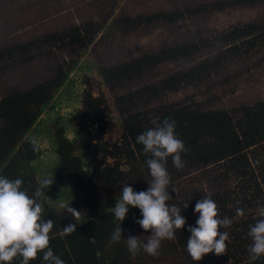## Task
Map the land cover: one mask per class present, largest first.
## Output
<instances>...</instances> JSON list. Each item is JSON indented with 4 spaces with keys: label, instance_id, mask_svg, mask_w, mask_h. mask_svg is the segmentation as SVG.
I'll return each mask as SVG.
<instances>
[{
    "label": "rangeland",
    "instance_id": "1",
    "mask_svg": "<svg viewBox=\"0 0 264 264\" xmlns=\"http://www.w3.org/2000/svg\"><path fill=\"white\" fill-rule=\"evenodd\" d=\"M76 28L93 38L87 54L80 58L81 64L90 68L70 74L75 83L72 91L70 86L26 135L42 150V156L30 163L39 180L49 177L59 163L52 122L57 115L75 120L83 115L82 93L86 91L107 115L102 123L104 139L111 147L122 143L121 124L131 115L136 116L134 122L137 120L141 128L148 129L152 127L151 117L162 121L161 117L179 109L196 116L226 111L230 130L240 134L239 126L245 125V129L250 124L245 116L247 107L264 104V0H0V47L25 46L23 52L0 63V99L10 88H31L54 78L66 63L72 64L78 57V49L71 42ZM51 36L57 40L54 44L36 42ZM186 45L193 50L186 57L162 55ZM151 56L162 60L144 70L140 79L106 85L99 74L103 67L129 65ZM191 69L194 74L186 75L179 86H165L168 82L171 85L173 76ZM67 130L70 136L72 128ZM220 135L215 132L213 139L206 136L200 144L219 147ZM243 152L239 159L237 154L232 160L229 156L217 162L206 159L205 164L192 168L185 160L180 170L168 165L173 197L168 203L182 209L187 224L177 231L175 240L165 243L177 244L180 255H188V227L196 226L198 219L195 204L207 195L218 204L222 217L232 219V225L222 229L230 236L228 252L206 255L201 264L245 261L251 243L249 225L260 218L256 210L264 206V182L253 177L254 168L244 163ZM69 195L70 187L65 185L48 202L59 212V204H67ZM116 203L113 198L102 203L101 209L107 211ZM185 203L187 209H183ZM237 208L244 210V216L236 214ZM129 235L146 240L151 233L137 224L125 240Z\"/></svg>",
    "mask_w": 264,
    "mask_h": 264
},
{
    "label": "trees",
    "instance_id": "2",
    "mask_svg": "<svg viewBox=\"0 0 264 264\" xmlns=\"http://www.w3.org/2000/svg\"><path fill=\"white\" fill-rule=\"evenodd\" d=\"M98 29L99 26L95 31ZM55 40V36H51L36 42L42 45L54 44L57 41ZM92 40L93 38L86 37L83 31L76 28L71 42L78 49L79 59L77 57L72 64L66 63L62 66L54 78L31 88H10L0 99V175L9 179L21 178L24 182L22 190L28 191L30 195L34 193L40 181L30 168V163L42 156V150L38 145L34 146L26 135L40 122L41 116L47 110L54 108L56 101L63 97V93L70 86L72 91L75 83L70 74L76 69L89 70L90 65H82L80 58L87 54ZM24 49L25 46L20 45L0 47V63L11 59L14 54H19ZM191 51L193 50L187 45L177 46L162 55L164 58L186 57ZM161 60V57H145L129 65L103 67L98 71L106 85H120L126 80L140 79L144 70L154 68ZM9 66L10 64L7 68ZM192 74L194 69L186 74L173 76L171 85L168 82L165 86L174 89L182 80H186V75ZM57 93L58 97L55 95ZM68 97L70 98V94ZM82 103L85 106L84 116L81 115L75 120L76 117L65 119L57 115L51 125L55 137L54 150L59 163L49 176L53 178L54 184L46 190L47 195L50 197L61 187L69 185L71 197L67 204L72 203L73 208L83 213L82 218L75 221L65 209L60 208L59 212H55L50 202L45 203L44 219L54 221L51 233L54 239L50 244L54 253L62 258L65 264H196L186 253L184 256L180 255L177 244L165 241L158 256L154 257L141 251L133 259L127 249L125 236L137 225L136 221L142 218L138 208H130L121 225L124 238L122 237L119 243L109 242L114 227L119 222L115 221L111 213L101 209L102 203L121 194V182L130 184L136 191H146L149 188L148 180L151 177L146 161L151 157L146 155L143 146L136 142L138 135L147 129L135 123L136 116L131 115L121 124L122 143L111 147L104 139L102 120L107 115L100 108L98 100L86 91L82 93ZM263 108V103L247 107L245 116L250 124L245 129V125L239 126L242 131L240 134H237V130H230L231 119L226 111H210L198 113L196 116L187 109H179L161 119L170 118L176 122L179 138L190 149L182 154V159L188 161L190 168L206 163V159L217 162L229 156V160H232L236 158V154L239 159L238 154L245 150L242 159L245 164L254 168L251 173L261 183L264 182ZM95 124H100V127L94 128ZM69 127L72 128L70 136L67 130ZM214 131L221 133L219 147L213 143L202 147L200 143L205 141L206 136L214 138ZM215 149L217 151H214ZM109 159L113 162L108 163ZM122 164L127 166L126 169H122ZM170 164H173L171 158L168 161V165ZM260 183L257 185L260 186ZM73 223L77 224V230L71 235L61 236L63 227ZM247 260L248 256L239 264H246ZM13 264H20V260H15ZM31 264L47 262L43 261L41 254L40 258ZM254 264H264V257Z\"/></svg>",
    "mask_w": 264,
    "mask_h": 264
},
{
    "label": "clouds",
    "instance_id": "3",
    "mask_svg": "<svg viewBox=\"0 0 264 264\" xmlns=\"http://www.w3.org/2000/svg\"><path fill=\"white\" fill-rule=\"evenodd\" d=\"M152 127L143 131L136 138V142L143 146V151L151 158L146 164L151 177L146 191H136L130 184L122 183V192L116 198L114 208L107 209L108 213L118 221L111 234L110 243H119L123 236L122 223L126 219L130 208H138L142 218L136 221L145 232L151 233L147 239L129 235L126 239L127 249L134 259L141 251L151 256L160 254L162 243L176 239L177 231L187 224L181 214L182 209L168 202L173 199L169 192L172 183L168 171V161L171 158L173 166L180 170L185 167L182 154L188 152L183 140L177 133L176 122L170 118L162 121L159 117L150 118ZM31 143L35 146L36 140ZM21 178L9 179L0 175V264H13L17 259L20 264H31L40 258L47 264H65L51 248V235L54 229L52 219H44L45 203L50 199L46 190L54 184L53 178L46 177L38 182L33 194L22 190ZM172 192H175L173 188ZM58 201V200H57ZM59 206L75 219L82 218L83 213L71 204L60 203ZM188 208V203L183 209ZM198 214L196 226H189L191 233L187 240L186 251L191 259L199 262L209 254L222 256L228 252L230 236L222 229L230 228L232 219L221 216L218 204L205 195L195 204ZM259 219L249 225L248 236L251 243L247 246L248 260L246 264H254L264 257V206L256 210ZM238 216H244L241 208L236 209ZM77 230V224L63 227L61 236L71 235Z\"/></svg>",
    "mask_w": 264,
    "mask_h": 264
}]
</instances>
